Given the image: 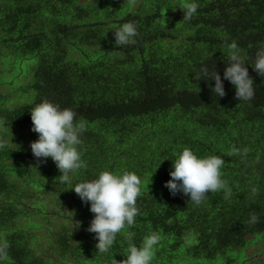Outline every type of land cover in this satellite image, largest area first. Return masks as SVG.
<instances>
[{"label":"trees","instance_id":"obj_1","mask_svg":"<svg viewBox=\"0 0 264 264\" xmlns=\"http://www.w3.org/2000/svg\"><path fill=\"white\" fill-rule=\"evenodd\" d=\"M183 2L0 0V238L9 244L0 264H111L151 231L161 235L152 264H264V75L252 68L264 48V0H196L188 22ZM126 21L138 35L120 47L113 31ZM233 39L253 80L248 101L223 79ZM201 66L221 76L223 97L211 77L197 80ZM43 99L86 121L78 148L87 167L72 184L102 170L140 178L135 223L108 252L87 231L89 204L58 180L51 158L31 153L30 110ZM183 147L223 157L229 196L221 189L195 205L169 193ZM57 218L54 230L43 225Z\"/></svg>","mask_w":264,"mask_h":264},{"label":"clouds","instance_id":"obj_2","mask_svg":"<svg viewBox=\"0 0 264 264\" xmlns=\"http://www.w3.org/2000/svg\"><path fill=\"white\" fill-rule=\"evenodd\" d=\"M182 7V20L188 22L196 14L198 3L196 0H184ZM113 35L117 46L134 44L138 35L137 26L133 21H126L113 31ZM225 47L227 63L223 79L234 86L238 100L248 101L254 95V87L245 67L247 57L234 39ZM252 68L257 75H264V48L256 51ZM201 75L214 80L212 92L218 97L225 95L223 80L214 68L210 70L207 66H201L197 80ZM76 115L71 108H61L48 99L36 103L30 110L31 131L38 134L37 139L30 142L31 153L35 158H41L39 162H43L42 158H51L60 172L57 178L61 183L72 184V174L87 167L78 148L82 144L80 136L86 129V121L83 118L76 119ZM4 143L7 141L0 140V146ZM230 151L231 154H237L240 149L233 146ZM224 165L225 161L219 155L197 156L189 147H183L172 160V170L169 172L171 178L165 182L164 187L171 195H176L177 192L187 195L195 205H199L207 197L206 193L221 189L225 190L227 197L231 190L222 178L221 169ZM140 183L135 172L125 170L117 174L102 170L94 179L72 184L70 189L78 195L81 202L89 204V211L94 214L87 231L95 233L98 253H105L113 248L117 233L135 223L139 212L136 200L140 194ZM252 191L255 192V188ZM257 220L258 217L253 213L248 223L254 224ZM160 240L158 231L149 232L138 246L129 239L124 255L126 258L117 261L112 256L111 264H152L155 247ZM8 247V241L0 238V259L7 256Z\"/></svg>","mask_w":264,"mask_h":264},{"label":"rangeland","instance_id":"obj_3","mask_svg":"<svg viewBox=\"0 0 264 264\" xmlns=\"http://www.w3.org/2000/svg\"><path fill=\"white\" fill-rule=\"evenodd\" d=\"M61 221H60V219H54V220H52L51 222H49V221H47L46 223H44L43 225H45V226H53V230H54V227H56V224H58V223H60ZM55 223V224H54ZM70 229H76V227H74V226H70ZM258 247V249H259V246H257ZM261 249L260 250H256L257 251V254L256 255H258V256H260V257H262V258H264V242H263V244L261 245V247H260ZM252 251H254V249H249V252H252Z\"/></svg>","mask_w":264,"mask_h":264}]
</instances>
